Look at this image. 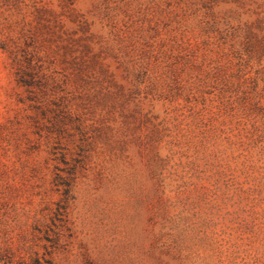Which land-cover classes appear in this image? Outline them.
<instances>
[{
    "label": "rangeland",
    "instance_id": "rangeland-1",
    "mask_svg": "<svg viewBox=\"0 0 264 264\" xmlns=\"http://www.w3.org/2000/svg\"><path fill=\"white\" fill-rule=\"evenodd\" d=\"M0 254L264 264V0H0Z\"/></svg>",
    "mask_w": 264,
    "mask_h": 264
},
{
    "label": "trees",
    "instance_id": "trees-1",
    "mask_svg": "<svg viewBox=\"0 0 264 264\" xmlns=\"http://www.w3.org/2000/svg\"><path fill=\"white\" fill-rule=\"evenodd\" d=\"M46 254H49V252H46ZM0 260H3L4 264H10V262H11L10 258L4 257V255H2V254H0ZM43 261L45 263H47V264H51L52 263L51 262V259L49 257L48 258L44 257V260ZM30 264H41V262H40V259L39 258L34 257V258H32Z\"/></svg>",
    "mask_w": 264,
    "mask_h": 264
}]
</instances>
